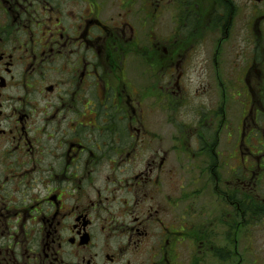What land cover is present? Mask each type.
<instances>
[{
  "label": "flooded vegetation",
  "instance_id": "af4514ba",
  "mask_svg": "<svg viewBox=\"0 0 264 264\" xmlns=\"http://www.w3.org/2000/svg\"><path fill=\"white\" fill-rule=\"evenodd\" d=\"M263 46L264 0H0V264H264Z\"/></svg>",
  "mask_w": 264,
  "mask_h": 264
},
{
  "label": "rangeland",
  "instance_id": "374dc122",
  "mask_svg": "<svg viewBox=\"0 0 264 264\" xmlns=\"http://www.w3.org/2000/svg\"><path fill=\"white\" fill-rule=\"evenodd\" d=\"M243 1H246V2H254L255 3V1L256 0H242V2ZM253 4V3H252ZM240 22H241V27H242V30L244 29V27H245V25H246V23H247V17L244 15V13H242L241 15H240ZM258 54L259 55H264V46L258 51ZM197 76H200V73L198 72V73H195V74H193V77H197ZM194 86H195V89H198L199 87H200V85H196V84H194ZM264 241H262V243H263ZM264 244V243H263Z\"/></svg>",
  "mask_w": 264,
  "mask_h": 264
}]
</instances>
